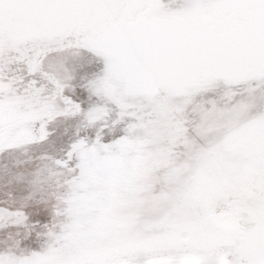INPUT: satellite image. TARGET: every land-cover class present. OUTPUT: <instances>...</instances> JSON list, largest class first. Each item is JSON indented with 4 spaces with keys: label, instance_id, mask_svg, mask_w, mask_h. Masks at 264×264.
I'll return each instance as SVG.
<instances>
[{
    "label": "snow or ice",
    "instance_id": "1",
    "mask_svg": "<svg viewBox=\"0 0 264 264\" xmlns=\"http://www.w3.org/2000/svg\"><path fill=\"white\" fill-rule=\"evenodd\" d=\"M0 264H264V0H0Z\"/></svg>",
    "mask_w": 264,
    "mask_h": 264
}]
</instances>
